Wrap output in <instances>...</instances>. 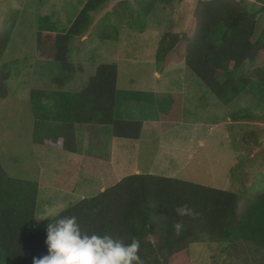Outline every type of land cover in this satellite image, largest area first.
I'll use <instances>...</instances> for the list:
<instances>
[{"label":"rangeland","instance_id":"1","mask_svg":"<svg viewBox=\"0 0 264 264\" xmlns=\"http://www.w3.org/2000/svg\"><path fill=\"white\" fill-rule=\"evenodd\" d=\"M87 1L0 0V38H4L7 31H10L8 46L0 62L3 65L1 67L10 74L5 82L7 97L0 99V165L13 179L39 184L35 226L41 228L59 211L80 201L82 197L96 196L98 191L95 190L99 187L94 179L102 176L110 179L113 175L109 176L108 170L116 165L114 159L110 163L99 144L93 145L89 151L87 145L91 144L85 145L84 159L71 156L69 159L73 163H67L64 160L65 152L51 145L50 136L48 139V134L35 129L29 102L32 89H59L54 78L61 74L55 63L42 62L36 57L39 19H49L57 32L65 33ZM143 1L108 0L99 9L94 20L92 17L87 35L70 43V62L76 72L73 73L72 80H66L60 89L79 91L85 86L89 76L94 74L96 66L103 63H115L118 66V88L123 90L119 101L135 94V98L142 96L141 102L134 99L137 105L150 103L153 96L151 88L160 83L161 90H167L168 82L175 80L178 90L174 86L171 91H179V95H174L179 104V113L175 116L168 110L161 117L156 114L157 120L182 119L185 124H192L196 127L194 135L201 145L197 147L191 160L177 167L179 170L174 177H169L172 173L170 170L163 171V175L209 186L214 185L212 181L223 185L228 176L232 179V191L239 192L244 173H252L243 190L248 194L261 190L264 184V85L259 84L255 72L258 68H264V56L244 62L235 71L234 75L238 79L236 85L242 89L238 96L235 95L228 104H224L185 65L180 67L181 70H178L179 67L174 71H171L173 68L160 70L157 63L153 62L163 34H185L193 23L197 6L211 0H175L168 7L157 5L149 14H145L140 8ZM234 1L249 14H256L255 39L264 30V0ZM122 12L125 13L124 19L118 15ZM85 38L87 41L82 44L81 40ZM104 42L109 57L96 53L101 50ZM161 71L165 72L161 74ZM156 73L160 79L156 77ZM137 111L142 113L143 120L155 117L152 106L137 107ZM244 111L251 116L243 121L233 122L231 115L237 112L241 116ZM129 117L135 118L136 114L129 112ZM154 126L158 131H165L169 127L163 124L159 129V122L156 125L154 122L148 123L145 128L147 131L143 133L145 140L154 137L151 130ZM89 128H92L91 132H99L104 136V129L100 126H79L75 133L78 135L81 130ZM62 133V130H58L52 135H57L58 138ZM246 134H249V142H246ZM256 136L258 139L253 141L252 137ZM46 141L48 143L41 144ZM78 144H81L79 140ZM124 146L126 148L121 150V158L123 162L126 160V166L138 162L143 170H148L154 161L156 144L127 141ZM165 157L167 156L163 153V158ZM165 160L168 165L171 163L167 158ZM238 166V173H235ZM120 175L116 174L114 177L119 179ZM109 185L112 186V183ZM88 187L93 191H84ZM239 215H242L240 208ZM203 239L202 237L201 241L196 240L197 242L189 245L187 255L190 264H213L210 254H215L214 264H229L227 262L233 259L229 256L227 260L222 258L217 262L222 245ZM152 241L156 242L153 238ZM247 244L255 246L253 241L242 238L238 247L230 250L233 255L240 256L238 264H248L249 260L250 264H264V256L255 255L254 260L250 259Z\"/></svg>","mask_w":264,"mask_h":264},{"label":"trees","instance_id":"2","mask_svg":"<svg viewBox=\"0 0 264 264\" xmlns=\"http://www.w3.org/2000/svg\"><path fill=\"white\" fill-rule=\"evenodd\" d=\"M107 1L88 0L65 33L57 32L47 18L38 21L36 57L55 63L62 75L54 78L59 89H32L29 102L35 129L48 134L51 145L60 150L76 152L74 127L78 124L110 125L113 136L118 138L136 140L141 135V122L120 119L116 112L115 63L99 64L79 91L60 89L76 72L70 62L71 41L87 35L92 17L94 20ZM174 1L144 0L140 8L149 14L157 5L168 7ZM118 15L125 18L123 12ZM256 29V14H249L234 0L202 2L185 34H163L156 51L157 66L163 70L170 62L184 60L186 67L222 103L228 104L242 89L236 85L235 71L244 62L264 56V30L254 39ZM9 35L7 31L0 38V62ZM1 66L0 99H4L5 82L10 74ZM255 74L259 84L264 85V68L256 69ZM169 99L168 95L159 99L161 114L168 110L172 114L178 112V101L167 107ZM231 116L233 122H239L251 114L244 111L241 116L237 112ZM58 130L63 133L57 138L52 134ZM245 136L249 142V134ZM44 143L48 141L41 144ZM38 191L37 182L13 179L0 165V264H32L34 257L47 255L46 227L64 216L77 217L82 231L89 234H110L125 244L138 240L143 264H190L188 247L202 237L204 241L222 245L217 262L229 256L233 259L227 263L238 264L240 256L230 250L238 247L242 238L255 243V246L247 244L250 259L264 256V184L242 202L241 194L232 191L164 176L130 175L96 196L70 204L42 228L35 226ZM184 206L194 215H179L176 210ZM177 223L183 225L179 235L174 227ZM260 233L263 236L257 237Z\"/></svg>","mask_w":264,"mask_h":264},{"label":"crops","instance_id":"3","mask_svg":"<svg viewBox=\"0 0 264 264\" xmlns=\"http://www.w3.org/2000/svg\"><path fill=\"white\" fill-rule=\"evenodd\" d=\"M126 18H127V21H129V14H127ZM107 23H109V22H107ZM81 41H83L82 44H84L87 41V38L82 39ZM100 49L101 50L97 51L96 53H99L100 55H102L104 57H109V55L107 53V45L105 42L102 44ZM156 51H157V49H156ZM155 57H156V52L154 53L153 62H156ZM179 62L180 63H178V64L171 62L165 68H167V69L173 68V70H171V71H174V70H176L177 67H179L178 70H181L180 67H182L183 65L186 66V63L184 60H181ZM103 64H105V63H103ZM106 64H109V63H106ZM164 72L165 71H161V74ZM158 76L159 75L156 73V77L158 79H160V77H158ZM117 79H118V66H117ZM171 79H173V78H171ZM168 80H170V79H168ZM174 81L171 80L168 82L169 86L167 87V90H161V87H160L161 84L157 83L154 86V88H151V94L153 95L151 98V102L145 103V104H140V105H137L135 103L134 99H136V101H138V102H141L140 100H141L142 96L135 98L136 97L135 94L128 95V96H126V98L119 101V95H120V93H121V95H123V93H122L123 90L118 88V80L116 81V90H117V97H118V99H117L118 106L116 108V112H117L119 118L123 119V120L141 122V124H142L141 135L136 140L126 139V138H118V137L113 136L112 127L110 125H83V124L75 125V127H74L75 130H77V128L79 126H85V127H90V126H93V127L98 126L99 127L100 126V127H102V129H104V136H102L101 133H99V132L98 133L91 132L90 130L92 128L81 130L78 135H77V133H75V141L77 142V146H75V147L78 151L73 153V152L62 150L65 152V155H66V159H64V160L67 161V163H73V160L69 159L71 156H76L79 159L83 160L84 154L86 153L85 150L83 149L84 146L87 144H91V145H87V150L89 151L91 149V147H93V145L99 144L101 146L102 150L104 151L105 155H107L108 160H110V163H111L112 159H114V161L116 163V165L114 166L113 169L108 170V171H110L108 173V175L109 176L113 175L112 177H114L116 174H119V175L121 174L119 179H116L115 177H114V179H111L112 177L110 179L108 177H103V176L102 177H96L94 180H95L96 185L99 188L95 191H98V194L103 192L108 187H111L109 185L110 182L112 183V186H113L116 183H118L119 181H121L123 178L130 176V175L162 176L163 171H169L170 170L172 173L169 175V177H174L177 174V171L179 170V168H177V167L182 165V164H185L186 162H188L189 160L192 159L194 152L197 151V147L199 145H201V143H199V141L197 140V137L194 135V134H196V127H193L192 124H185L182 119L164 120V119L160 118L158 121L157 116H156V114H160V116H161V112H160L158 105H159V101H160L159 99L163 98V96L168 95L171 97V100L169 99L167 102V107H171L174 103V100L177 101V99L174 97V95H177V93L179 95V91H177L178 87L175 86V84H177V82L176 81L174 82ZM133 83H134V81H133ZM172 83H174V84H172ZM174 86L176 87L177 90L171 91L174 88ZM159 96H161V97H159ZM120 102H121V104H120ZM129 103H130V106H129ZM145 106H148V107L152 106L153 112L155 114V117H153L152 120H150L149 118L144 119V120L141 119L142 113L139 114V111H137V107H145ZM129 112H132V114H136V117L135 118L129 117ZM127 113H128V115H127ZM178 113H179V110L176 114H178ZM176 114H175V116H176ZM180 114H181V108H180ZM137 115H139L140 117H138ZM166 121H169V122L167 123ZM153 122L155 125H156V123L159 122V125H160L159 129L161 127H163V124L169 125V127L165 131H158L157 128L154 126L153 128H151L152 134L154 133V137L152 139L148 138L145 140V138L143 136V133L147 131V130H145V128L147 127L148 123H153ZM150 125H152V124H150ZM256 139H258V136H256ZM78 140H79V142H81L80 146L78 144ZM127 141H129V142L136 141V142H139L141 144H145V143L156 144L155 154L153 157L154 161L151 163V166H149L148 170H143L140 167V165L138 164V162L135 163V165L126 166V160L124 162L122 161L123 158H121V150H125L126 147L124 145L127 144ZM166 147L169 149H166ZM163 153H164V155L167 156L165 158H167L168 160L171 161V163H169V165L167 163V160H165V158H163ZM68 155H70V156H68ZM161 155H162V157H161ZM163 160H165V161H163ZM260 164H263V162ZM238 168H239V166L236 167L235 173L236 172L238 173ZM163 176L167 177L165 175H163ZM251 176H252V173L251 174L244 173V177H242V181H241L242 184H241L240 191L235 192V193L241 194L242 202H245L246 199H249L250 195L253 194V193L248 194L247 191L245 192L243 190L244 185L250 181ZM230 180H232L231 177L229 178L227 176L225 178L223 185H221V183H220V185H217V184H215L214 181H212V183L214 185L209 186V185L205 184L202 186L211 187L214 189L225 190V191H232L231 187H232L233 183H230ZM100 181H101V183H100ZM100 184H101V186H100ZM90 190H92V188L88 187L87 189L85 188L84 191H90ZM232 192H234V191H232ZM211 255L212 254H210L209 257H210L211 263H213ZM235 264H237V263H235Z\"/></svg>","mask_w":264,"mask_h":264},{"label":"clouds","instance_id":"4","mask_svg":"<svg viewBox=\"0 0 264 264\" xmlns=\"http://www.w3.org/2000/svg\"><path fill=\"white\" fill-rule=\"evenodd\" d=\"M176 211L181 216L194 215L186 206ZM174 227L179 235L183 225L177 223ZM45 243L48 254L34 257L32 264H143L138 240L125 244L110 234L83 232L75 216H64L49 223Z\"/></svg>","mask_w":264,"mask_h":264}]
</instances>
